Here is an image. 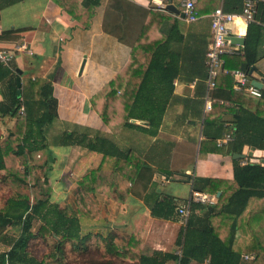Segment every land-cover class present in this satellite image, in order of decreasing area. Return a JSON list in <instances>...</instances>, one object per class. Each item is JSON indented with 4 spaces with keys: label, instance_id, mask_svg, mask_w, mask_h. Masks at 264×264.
<instances>
[{
    "label": "trees",
    "instance_id": "obj_1",
    "mask_svg": "<svg viewBox=\"0 0 264 264\" xmlns=\"http://www.w3.org/2000/svg\"><path fill=\"white\" fill-rule=\"evenodd\" d=\"M100 1L82 0V4L91 8ZM217 1L212 0V10L217 7ZM243 1L223 0L222 8L239 13ZM196 2L199 14L210 9L206 10V0ZM163 14L168 15V12ZM263 31L264 0H257L253 20L247 22L245 43L238 54L224 55V68L249 72L262 56L259 45ZM171 41L168 35L155 43L153 50L143 46V56H135L140 68L130 71L134 84L122 90L120 103L111 99L112 92L117 89H108L109 94L99 110L105 124H110L113 115L123 113L117 118L118 124L136 126L149 135L157 134L179 71L178 55L169 48ZM138 50L140 48L136 47L135 53L140 52ZM157 81L164 85H155ZM233 81L229 72L217 74L216 86L210 95L219 101L213 102L202 119L204 140L201 141V144L211 142L214 151L231 156L240 153L244 145L264 148V86L256 109L250 110L244 105L242 93L233 89ZM0 94V122L7 117L13 120L7 136L0 141V170L4 171L3 182L17 187L0 207V241H9L8 247L0 251V264H167L171 260L176 264H189L191 260L200 264H264V229L257 227L264 220V163L252 162L250 158L241 163V159L234 158L230 179L190 177L188 197L168 194L159 198L150 205L149 216H143L136 228L123 236L125 242L117 243L115 237L119 234L114 230L105 235L83 233L79 218L100 216L94 199L98 192H109L117 201H124L130 192L129 181L134 180L145 164L132 159L131 149L122 150L107 137L96 138L76 128L64 129L51 138L56 144L81 145L90 154L101 153L102 156L97 166L75 181V207L61 206L51 198L50 163L45 161L40 166L43 175L38 176L31 162L33 153L40 150L47 153L49 161L54 159L49 149L48 132L57 118V101L50 80L29 77L21 83L14 62L11 68L0 63ZM20 106L23 112L18 111ZM226 114L232 117L227 126L224 124ZM131 118L145 120L148 125L134 124ZM226 132L230 133L231 140L217 146L216 139ZM164 173L173 174L172 171ZM194 191L219 194L214 203H201L191 199ZM181 202H189L184 220L177 211ZM153 217L182 221L175 240L178 252L152 250L145 244L146 231ZM8 226L18 230L14 239L7 240L2 235ZM39 238L45 245L50 239L54 240L41 257L30 248ZM243 254L251 257L243 258Z\"/></svg>",
    "mask_w": 264,
    "mask_h": 264
},
{
    "label": "crops",
    "instance_id": "obj_2",
    "mask_svg": "<svg viewBox=\"0 0 264 264\" xmlns=\"http://www.w3.org/2000/svg\"><path fill=\"white\" fill-rule=\"evenodd\" d=\"M212 4V0H206V10L210 9L200 13L196 20L187 21L182 14L158 8L153 0H101L91 8L84 7L82 0H0V45L12 48L25 43L32 51L31 54L16 53L13 62L20 82L25 83L29 77L49 79L57 101V120L60 119L61 101L68 103L72 110L83 104L81 122H72L67 130L76 128L96 138L107 137L120 149H131L132 159L145 164L134 180L129 181L130 192L124 201H117L109 192L94 195L101 213L98 218H79L83 233L105 235L114 230L119 234L115 242L124 243L123 236H128L143 216H149L150 205L159 198L168 194L188 197L190 177L230 179L234 158L242 161L257 156L259 162L264 163V148H254L248 155L250 146L244 145L246 156L238 158L234 154L214 151L211 142L201 144L204 140L202 119L206 113L205 53L212 38L209 15ZM216 5L223 7V0H218ZM164 11L168 15H161ZM230 27L231 34L245 37L247 22L243 18L232 22ZM168 35L172 39L169 48L178 55L179 71L157 134L149 135L136 126L118 124L117 118L123 113L113 115L110 124H105L99 110L109 94L108 89H117L112 92L111 99L120 103L122 90L134 84L130 71L140 68L135 56L142 57L143 46L151 49ZM235 45L242 48L241 44ZM136 47L140 52L135 53ZM259 52L262 56L251 72L253 78L264 74V31ZM155 85L164 84L157 81ZM243 101L246 108L256 109L258 102L255 100L243 97ZM224 118L227 126L231 114ZM131 119L134 124L148 125L145 120L141 121L146 123ZM63 146L67 154L71 150L81 154L77 157L80 178L97 166L102 156L101 153L90 154L81 145ZM165 171L173 174L165 175ZM206 194L213 197L211 203H214L219 193L217 196ZM182 224L177 218L153 217L146 231L145 244L152 250L176 252L175 240ZM257 227L264 229V220ZM167 264L176 262L171 260ZM189 264L200 263L191 260Z\"/></svg>",
    "mask_w": 264,
    "mask_h": 264
},
{
    "label": "built area",
    "instance_id": "obj_3",
    "mask_svg": "<svg viewBox=\"0 0 264 264\" xmlns=\"http://www.w3.org/2000/svg\"><path fill=\"white\" fill-rule=\"evenodd\" d=\"M196 1L197 0H153L156 6L162 9H167L169 3L175 5L180 12H182L187 21H194L199 17V13L195 7ZM256 1L257 0H244L243 7L239 13L228 12L225 11L222 6H217L209 14L212 38L205 53V81L207 84L204 98L205 112L211 110L214 101H219L211 97L210 92L216 86V77L220 71L229 72L233 76V89L240 91L245 99L248 98L258 102L261 98L262 88L257 87L254 84V80L261 82L264 86V74L258 78H253L251 73L246 70L239 68L226 70L223 67L224 55L238 54L241 50L239 46L231 43L227 37L231 34L230 24L240 17L243 18L245 22L252 21L256 11ZM19 51H26L29 54L32 53L31 49L28 48L25 43H20L12 48H5L0 45V63L11 68L16 53ZM18 111L23 112V106H20ZM231 138L230 133L226 132L220 138L216 139V145H225ZM245 162V159L241 161V163ZM191 199L196 202L211 203L213 197L203 192L194 191L192 192ZM177 211L182 217V220H184L189 212V202L179 204ZM250 257L251 255L249 254H243V258L247 259Z\"/></svg>",
    "mask_w": 264,
    "mask_h": 264
},
{
    "label": "rangeland",
    "instance_id": "obj_4",
    "mask_svg": "<svg viewBox=\"0 0 264 264\" xmlns=\"http://www.w3.org/2000/svg\"><path fill=\"white\" fill-rule=\"evenodd\" d=\"M79 108L72 110L68 103L61 101V106L59 107V115L60 119L54 121L52 127L48 132V140H50L49 149L52 151L54 159L52 161L48 160L47 153L44 150H40L34 152L32 155V163L34 164V172L38 176L43 175V170L40 166L48 161L50 163L51 168L48 170L50 184L52 186L51 198L53 200L59 201L61 206H75V195L73 193V188L75 187V181L80 177V168L78 166V155L80 154L78 151L65 150L63 145H58L51 138L55 136L59 132V130L67 129V127L72 122L79 124L82 119V103L79 104ZM13 124V120L10 118H4L3 121L0 122V141H2L8 134V131L11 129ZM196 151L197 148H196ZM70 152V153H69ZM71 154L72 156L66 158L67 155ZM81 155V154H80ZM79 155V156H80ZM198 155V153H197ZM62 162V163H61ZM61 163L60 166H57ZM3 174L4 171L0 170V207L4 204L7 197L14 194L16 190V186L7 185L3 182ZM175 184H170V186H174ZM184 187L183 185H181ZM72 208V207H71ZM35 222V226H36ZM18 230L15 227L8 226L3 232L2 235L5 239L11 240L17 235ZM1 234V233H0ZM51 238V237H50ZM54 240L50 239L49 243L45 245V241L41 238L36 239L34 242L30 244V248L32 252L41 257L42 254L48 252V245L52 244ZM9 241L1 242L0 241V251L4 250L8 247ZM32 246V247H31Z\"/></svg>",
    "mask_w": 264,
    "mask_h": 264
},
{
    "label": "water",
    "instance_id": "obj_5",
    "mask_svg": "<svg viewBox=\"0 0 264 264\" xmlns=\"http://www.w3.org/2000/svg\"><path fill=\"white\" fill-rule=\"evenodd\" d=\"M167 9L172 11V12H175V13H178V14H182V12H180V10L173 4L169 3L167 5ZM183 15V14H182ZM228 39L230 40L231 43L233 44H241V45H244L245 43V37L243 36H238V35H233V34H230L227 36ZM255 69V66H252L251 69H250V73ZM19 81V79H18ZM254 84L259 87V88H262L263 85L261 82L257 81V80H254ZM131 121L133 122H143V123H146L145 121H141V120H136V119H131ZM245 149H246V146L244 147V152H241V153H236L234 154V157H238V158H243L246 156V152H245ZM254 150V147L253 146H250V150L249 152H247L248 155H251L252 151ZM251 161L252 162H259L260 160L257 158V156H254V158H251Z\"/></svg>",
    "mask_w": 264,
    "mask_h": 264
}]
</instances>
